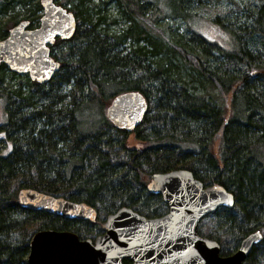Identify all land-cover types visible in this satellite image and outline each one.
<instances>
[{"label":"trees","instance_id":"1","mask_svg":"<svg viewBox=\"0 0 264 264\" xmlns=\"http://www.w3.org/2000/svg\"><path fill=\"white\" fill-rule=\"evenodd\" d=\"M55 1L75 14L77 27L49 45L61 62L51 80L39 83L0 63L7 115L0 127V264H29L30 239L41 229L88 238L103 232L101 214L122 206L163 215L166 203L148 184L154 173L179 168L235 196L232 208L209 215L216 229L207 236H230L234 248L221 244V255L259 230L263 238L244 264H264V0L212 19L198 12L211 0ZM43 10L41 0H0V40L24 20L39 27ZM127 91L149 102L132 130L107 116L113 98ZM131 137L142 145L130 147ZM23 188L86 202L98 219L24 207Z\"/></svg>","mask_w":264,"mask_h":264},{"label":"water","instance_id":"2","mask_svg":"<svg viewBox=\"0 0 264 264\" xmlns=\"http://www.w3.org/2000/svg\"><path fill=\"white\" fill-rule=\"evenodd\" d=\"M43 16L37 28L24 20L0 40V63L19 74L47 83L61 62L51 54L57 38H71L77 27L75 14L55 0H41ZM148 100L139 91L117 94L107 116L117 126L132 130L146 115ZM161 196L168 212L147 216L130 206L109 213L102 233L82 238L73 230L41 229L30 239L29 264H244L253 246L263 238L258 230L247 235L232 254L221 255V243L199 233V224L220 207L232 208L234 194L219 183L206 185L191 170L157 172L148 184ZM24 207L70 219L95 221L96 207L32 188L18 193Z\"/></svg>","mask_w":264,"mask_h":264},{"label":"rangeland","instance_id":"3","mask_svg":"<svg viewBox=\"0 0 264 264\" xmlns=\"http://www.w3.org/2000/svg\"><path fill=\"white\" fill-rule=\"evenodd\" d=\"M258 1L259 0H211L210 5H208L209 3H207L206 5H202V7H200L198 9V12L204 18L212 19V18H215V16H217V15L224 16L228 13L237 12L239 9L243 10V9H245L246 6H251L253 8H256ZM202 26H204L202 29L205 33H207L208 35H212V37H215V31L211 27H207L204 24ZM217 29L219 31V34L217 37L220 38V40H225L226 38H228L227 33H224L222 31V28L220 27L219 24H217ZM6 121H7L6 107H5L4 99L2 97V98H0V127ZM0 137H1V132H0ZM219 144H220L219 141H216L214 144V151H216L217 153L219 152ZM139 145H142L141 140H137L135 137H131V139L129 141V146L130 147H136ZM0 154H5V153H3V151H2V153H0ZM145 215H147V214H145ZM105 217H106V215L101 214V218H105ZM97 219H98V217H97ZM201 223H202V231L201 232L199 231L201 235L207 236V234L210 235L211 232H215V229H216L215 219L212 220L209 215L206 216L201 221ZM217 230L219 232H222L223 229H217ZM95 235H96V233H93L91 235V237H94ZM229 238H230V236H226L224 234V237L220 238V241H221L220 243L223 245H225V243H226L227 247L230 249V247L232 248L233 246L229 245L230 244ZM233 249L234 248H232L231 252L233 251Z\"/></svg>","mask_w":264,"mask_h":264},{"label":"flooded vegetation","instance_id":"4","mask_svg":"<svg viewBox=\"0 0 264 264\" xmlns=\"http://www.w3.org/2000/svg\"><path fill=\"white\" fill-rule=\"evenodd\" d=\"M166 206H167V204H166ZM166 212H168V206H167V210L165 211V213H166ZM165 213H164V214H165Z\"/></svg>","mask_w":264,"mask_h":264}]
</instances>
